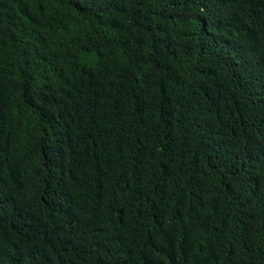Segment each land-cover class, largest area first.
<instances>
[{
  "label": "trees",
  "instance_id": "trees-1",
  "mask_svg": "<svg viewBox=\"0 0 264 264\" xmlns=\"http://www.w3.org/2000/svg\"><path fill=\"white\" fill-rule=\"evenodd\" d=\"M0 264H264V0H0Z\"/></svg>",
  "mask_w": 264,
  "mask_h": 264
}]
</instances>
